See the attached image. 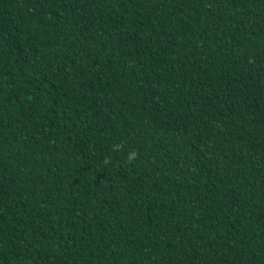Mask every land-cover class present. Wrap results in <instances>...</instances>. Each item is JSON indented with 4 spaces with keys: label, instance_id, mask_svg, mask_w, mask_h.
Segmentation results:
<instances>
[{
    "label": "trees",
    "instance_id": "trees-1",
    "mask_svg": "<svg viewBox=\"0 0 264 264\" xmlns=\"http://www.w3.org/2000/svg\"><path fill=\"white\" fill-rule=\"evenodd\" d=\"M0 264H264V0H0Z\"/></svg>",
    "mask_w": 264,
    "mask_h": 264
}]
</instances>
